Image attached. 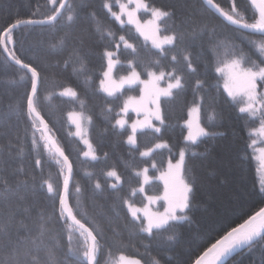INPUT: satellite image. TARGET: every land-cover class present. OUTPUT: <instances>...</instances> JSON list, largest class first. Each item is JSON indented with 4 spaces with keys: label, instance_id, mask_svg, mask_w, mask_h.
Returning <instances> with one entry per match:
<instances>
[{
    "label": "trees",
    "instance_id": "trees-1",
    "mask_svg": "<svg viewBox=\"0 0 264 264\" xmlns=\"http://www.w3.org/2000/svg\"><path fill=\"white\" fill-rule=\"evenodd\" d=\"M61 2L56 0L53 5L50 0H0V29L16 19L46 20L54 9H59ZM106 2L111 4V11L104 6ZM126 2L67 0L71 5L72 21L67 20L69 9L66 6L55 22L21 25L13 30L12 41L15 43L9 41V51L14 48L17 57L40 72L37 110L52 130V139L63 149L71 164L68 202L75 209L79 196L83 210L103 230L102 237L97 238L101 246L99 264H111L109 252L112 258L122 252L125 256L139 259L142 264H155L157 260L160 264H193L212 243L264 206L256 147L252 145V131L259 128L260 114L250 117L248 113L240 112L243 104L225 90L222 75L215 71L220 58L215 51V38L207 32L187 35L184 43L176 47L165 45L167 54L161 55L159 49L144 39L133 25L123 17L118 20L113 15L120 13L121 5ZM215 2L229 11L233 0ZM144 3L149 8H162L173 13L170 19L159 21L162 36L171 34L164 28H188L187 21L194 17L197 22L215 27V37L220 41L230 40L238 53L242 51L254 60L259 59L258 52L250 43L251 40H259V35L231 25L204 0H144ZM235 6L248 23L253 22L254 15L258 17L249 0H235ZM150 14L149 10H139L141 20H146ZM120 36L135 45V52L124 47ZM105 52L113 53L112 60L116 64L114 76L117 78L128 75L132 66L145 81L150 78L148 72L151 71L158 74L160 70L168 72L173 67L181 70L183 89H174L172 97L163 96L160 100L164 124L160 125L159 121L153 124L161 127V132L154 133L147 128L138 130L135 133L136 145L128 143L130 122L120 128L116 121L125 117L121 108L126 98L138 96L142 84L127 86L114 96L105 93L100 83L108 66ZM184 52L191 54L197 69L195 74L185 68L182 61ZM173 54L180 61L178 65L171 60ZM156 60L160 61L159 65L155 64ZM30 75L26 69L13 63L0 45V145L4 147L0 154V180L7 178L13 182L17 177L36 176L34 184L20 189L21 194L26 195L30 216L35 219L41 210L51 215L48 223L50 232L45 242H58L56 256L59 264H86L82 255L68 251L69 234L72 235L73 249H82L84 238L78 235V230H70V220L65 222L59 216V202L44 184L48 180L54 189L62 191L67 165L61 172V165L56 164L44 148L36 149L31 144L30 121L25 114ZM197 79L204 81L199 89ZM160 84L167 86L163 80ZM67 87L77 93L75 98L60 95ZM257 92L264 94V85L260 81L257 82ZM194 105L199 106L200 123L209 135L189 142L186 140L187 119ZM73 112L91 117L88 137L98 159L84 155L87 148L74 135V128L68 121L69 114ZM133 118L134 114L129 113L128 120ZM37 137H40L39 132ZM162 142H166L168 147L155 149L150 156L140 155L141 151ZM181 150L185 152L183 176L193 189L189 194V209L178 213L186 218L171 221L167 231L143 232L140 222H133L124 201L139 209L151 196L159 200L155 209L163 207L164 186L159 175L169 161L179 158ZM37 159L41 161L39 165L36 164ZM143 168L149 170L151 179L147 184L142 175H136ZM113 170L121 177L119 182L107 176ZM97 182L101 184L100 189L95 188ZM112 183H117L118 187H109ZM76 186L80 187V193H76ZM141 186L144 192L138 191ZM133 190H136L135 195ZM77 218L82 219L79 215ZM82 222L87 223L83 219ZM88 227H92L91 223ZM169 236L174 238L168 240ZM118 238L123 240V244L116 242ZM40 256L44 259L45 253L41 251ZM227 264H264V242L247 246Z\"/></svg>",
    "mask_w": 264,
    "mask_h": 264
},
{
    "label": "snow or ice",
    "instance_id": "snow-or-ice-1",
    "mask_svg": "<svg viewBox=\"0 0 264 264\" xmlns=\"http://www.w3.org/2000/svg\"><path fill=\"white\" fill-rule=\"evenodd\" d=\"M55 5L56 0H50ZM129 3H134L136 8L129 10L127 5H121L120 13H113V15L119 20L122 15L127 14L129 22H132L135 11L140 8L151 11L153 19L147 21L148 29L142 28L139 24L137 30L141 32V35L145 36V39H151L152 46L159 49L161 55H166L164 45L176 47L179 44L184 43L187 35H195L197 32H207L211 37L217 40L216 53L220 56L217 62L215 71L220 73L225 78L224 88L228 92L229 96L236 99L237 95L246 98L244 107L240 108V112L248 113L250 117H256L260 114V127L259 129H253V132L259 135H264V94L257 92V82H262L264 85V0H251V4L256 7L258 11V17L253 16V22L248 23L239 13L235 6V0L231 5L229 11H225L221 6L215 2V0H206V4L215 8L221 15H223L227 21L233 25L239 26L241 29L250 30V34H258L259 40H251L255 47V50L259 54V59L254 60L250 56L245 55L242 51L239 53L236 51L235 46L231 44L230 40L220 41L215 37V27H209L205 22H197L194 17H190L187 21L188 28L181 26L177 29L164 28L165 32L170 31V35L161 36V25L159 21L165 20V18H171L173 13L171 11L164 10L162 8H149V5L144 3V0H129ZM67 6L69 14L67 20L72 21L73 16L71 14V5L67 3V0H62L59 8L63 9ZM111 11V4L105 3L104 5ZM60 15L58 10L54 9L52 15H49L46 20H22L16 19L13 23L0 29V45L3 46L4 50L8 52V57L15 61L21 68L26 69L30 72L28 79L30 81V92L26 95V116L30 121L31 129V144L34 148H44L49 156L55 160V163L61 165V172L64 171L63 166L67 165V174L64 177L62 191L54 189L53 184L45 180L44 184L47 185V191L54 193L59 202V216L72 221V225H69L70 230H78V235L84 238L83 248L73 249L71 247L72 235L69 234V247L68 251L73 254H79L84 257L86 264H99V256L101 246L98 242V236L102 237L103 230L100 229L95 219L89 217L88 213L83 210L80 204L79 196H77V207L74 209L68 202L69 196V183L71 180V164L68 161V157L64 154L62 148H60L56 141L52 139L50 133L51 129L48 128L47 121L40 115L37 110L38 97V84L40 83V72L36 67H33L30 63H25L19 57L15 55V49L9 51V41H12L13 30L21 25L35 24V23H51L57 20ZM167 21H165L166 23ZM121 23H124L121 20ZM109 35H112L109 33ZM120 41L124 43V47L132 49L135 52V45L129 43L124 36H120ZM14 44L15 42L12 41ZM63 43V41H61ZM120 47L119 44L116 45ZM222 53V54H221ZM108 57L107 71L103 73L106 80H101L102 90L107 92L109 96H114L118 91L122 89L124 85H134L137 83L144 85V95L139 98V101L135 104L137 112L144 111L146 113L145 120L143 122L133 123L131 125L132 135L128 136V143L136 145L135 133L137 130V124L144 129H152L154 133H160L161 127L156 126L152 123L153 120L159 121L160 125L164 124V117L159 107V97L166 96L172 97L174 95L173 90H182L184 84H182V75L180 69L173 67L170 71L165 72L160 70L159 73L155 71L148 72L150 80L145 81L140 79V74L135 70V66H132V70L128 76L120 77L119 83L116 84L111 80L110 74L113 71L114 61L112 60L113 53L105 52ZM171 60L177 65L180 61L177 59L175 54L171 55ZM182 61L185 68L189 73L195 74L197 69L193 65L191 54L184 52L182 55ZM131 64V62H129ZM156 65L160 64L159 60L155 61ZM24 79V77H21ZM166 81L167 87L160 88L158 86L160 81ZM186 82V81H185ZM204 81L197 79L196 86L199 89ZM61 96H69L75 98L77 93L70 87L65 88L60 92ZM136 97H129L121 108L122 112H127L128 107L133 102H136ZM203 97H201V103ZM146 104L155 105V110L150 111L147 109ZM110 110V109H109ZM199 106H195L189 113L192 114L199 112ZM72 122L77 127V135H80L81 121H91V117H85L83 113H70ZM125 121L117 120L116 125L123 128ZM189 133L187 139L195 141L199 136L209 135V133L192 119L187 121ZM43 127H40V126ZM40 133V137H37V133ZM19 139V137H17ZM40 141H43L41 143ZM85 143H89L85 141ZM256 140L252 141V145L255 146ZM11 146V141H9ZM168 147L166 142L157 143L153 148H149L145 151H141V156H150L155 149ZM90 151L84 152L85 156H91L93 160L98 159L95 151L92 150V146L89 143ZM4 151V147L0 145V154ZM22 151V149H21ZM264 153V148L260 150ZM106 155V154H105ZM185 152L181 150L179 152V161L172 165L169 161L168 172L162 173L161 179L165 183V192L163 199L167 201L168 207L163 214L149 215L146 211L144 217L147 218L146 225L143 223V218L138 215L140 211L133 203L124 201L127 203L128 209L133 218V222L139 221L140 230L149 234L153 233V230H164L167 231L171 221L185 219V216H178L177 212H184L189 209V194L192 193L193 189L189 183H187L183 177V164H184ZM41 161L36 160V164L39 165ZM155 167V164L152 165ZM148 168H143L142 172H137V176H143L144 183L147 184L150 181L148 176ZM108 177H114L117 182L121 180V177L115 170L107 173ZM36 176L25 175L23 178L17 177L13 182H9L7 178L0 180V264H59L56 256V248L58 242L46 243L45 238L47 237L50 229L48 223L51 219V215L46 214L44 210H41L37 217L33 219L30 216V208L26 204V195H22L20 192L21 188L27 189L30 184L36 182ZM112 189L118 187L117 183L109 185ZM96 189L101 188V184L97 182L95 184ZM262 191H264V181H262ZM76 193H80L81 189L79 186L75 187ZM133 190V195H135ZM138 191L144 192V187L141 186ZM156 199L154 197H148L151 201ZM55 209L53 210V214ZM78 215L87 223H83L82 219H78ZM26 221H30L26 222ZM88 223H91L92 227H88ZM118 235V234H117ZM174 237L169 236L168 240H172ZM259 238V240H258ZM118 244H123L122 239H117ZM264 242V208H261L255 215L250 216L243 223L239 224L238 227H232L230 231H227L222 238L217 239L215 243H212L202 255H200L194 264H223L224 258L229 256L236 248L248 245L253 246L255 243ZM45 253V258L41 259L40 252ZM109 259L111 264H141L139 259H133L126 257L122 252L115 258L111 257L109 252ZM155 264H160L157 260Z\"/></svg>",
    "mask_w": 264,
    "mask_h": 264
},
{
    "label": "rangeland",
    "instance_id": "rangeland-1",
    "mask_svg": "<svg viewBox=\"0 0 264 264\" xmlns=\"http://www.w3.org/2000/svg\"><path fill=\"white\" fill-rule=\"evenodd\" d=\"M126 4H128L127 7H128L129 10H132V9L136 8V5H135L134 3H129V0H127V2H126L125 4H122V5H126ZM140 9H142V8H140ZM140 9H139V10H140ZM143 9H144V8H143ZM139 10L135 11V14H134V17H133L132 22H129L126 13H125L124 15H122L120 18L123 17V19H125L124 21H126V22L130 23L131 25H133V26L135 27L136 30H137V25H138V24H139L142 28H144V29L147 30L148 27H149V26L147 25V21L153 19L152 14H150V17H148L146 20H141V18H140V16H139ZM120 12H121V7H120ZM137 31H138V30H137ZM138 32H139V34L141 35V32H140V31H138ZM160 35H161V34H160ZM141 36L145 39V36H144V35H141ZM161 36H162V35H161ZM147 41H149V42L152 44L151 39H147ZM164 46H165V45H164ZM113 61H114V60H113ZM114 62H115V61H114ZM115 65H116V64L114 63V64H113V71H112V73L110 74V78H111L112 81H114L116 84H118L120 78H117L116 76H114ZM106 71H107V69H106ZM129 74H130V73H129ZM129 74H128V75H129ZM128 75H126V76H128ZM123 77H124V76H123ZM222 77H223V76H222ZM223 79H224V83H225V78L223 77ZM103 80H106V83H107L108 78L103 77ZM148 80H150V78H149ZM148 80H146V81H148ZM127 86H128V85H124V86L122 87V89L125 88V87H127ZM158 86H159L160 88H166V87H167V86H162V85L160 84V82H159ZM122 89H121V90H122ZM104 92H105V91H104ZM105 93H107V92H105ZM107 94H108V93H107ZM142 95H144V85H143V84L141 85V91H140V94H139L138 96H133V95H132V96H129V97H136V98H137V101H136V102H133L132 104L129 105L127 112H123V114H124L125 117H123L121 120L125 121V124L128 123V122H130V125H132L133 123L143 122V121L145 120L146 113H145L144 111L137 112L136 109H135V104L139 101V98H140ZM129 97L126 98L125 102L128 100ZM161 97H163V96H160V97H159V107H160V100H161ZM236 99H238L239 102L242 103V104H243V107H244V104H245L246 98H244V97H242V96H240V95H237ZM195 106H198V105H194V106H192V107L190 108V110H189V113L191 112V109H192L193 107H195ZM146 107H147V109L150 110V111L155 110V105H153V104H146ZM160 110H161V108H160ZM75 113H80V112H75ZM129 113H133V114H134V118H133L132 121H129V120H128V115H129ZM258 116H259V113L257 114L256 117H258ZM189 119H192V120H193V122H194V126H195V123L198 122L199 125H200L201 127H203V126L201 125V123H200V120H199V112H198V113H195V114H192V116L188 115V119H187V121H188ZM68 121H69V123H70V124L73 126V128H74V135L77 136V137L81 140L82 143H84V145H85L86 148H87V152L90 151V149H89L90 139H89V137H88V127H89V122L86 121V120H82V121H81V128H80V130H79V131H80V135H77V134H76L77 131H78V130H77V127H76V125L72 122V118L70 117V115H69ZM154 121H155V120H153L152 123H154ZM259 127H260V123H259ZM130 128H131V127H130ZM187 128H188V124H187ZM141 129H142V128L139 126V124H137V130H136V132H137L138 130H141ZM254 129H259V128H254ZM188 133H189V128H188V131H187V136H188ZM252 134L254 135V136H253V140H256L255 147H256V159H257V161H258V165H257V167H258V177H259V180H260L261 185H262V181H264V153H262L260 150H261V148H264V135L256 134V133H254L253 131H252ZM130 135H132V128H131V134H130ZM187 136H186V140L189 141V142H193V141L188 140V139H187ZM202 136H204V135H202ZM202 136H199L195 141L199 140ZM85 141H88L89 143H85ZM90 144H91V143H90ZM178 161H179V158H178L176 161L171 162V163H172V165H175ZM168 170H169V164L166 166V168L164 169V171H163L162 173L168 172ZM162 173H160V175H159V179H160V181L163 183V186H164V192H165V183H164V180L160 178L161 175H162ZM183 177H184V176H183ZM184 179H185V178H184ZM163 196H164V194H163ZM163 196H162V198H161V200H162V202H163V207H161L160 209H155V208H154V207L156 206V204H158V201H159V200H157V199H153V200H151V201L148 200L147 204H146L143 208H139L140 211L138 212V215L141 216V217L145 220V225H146V223H147V218L144 217V212H145V211H146L149 215H153V214H163V213L165 212L166 208L168 207V203H167L166 200L163 199ZM135 207L137 208V206H135ZM178 213H179V212H177V215L179 216ZM154 230H155V229H154ZM126 257H129V256H126ZM133 259H136V258H133ZM141 264H142V263H141Z\"/></svg>",
    "mask_w": 264,
    "mask_h": 264
},
{
    "label": "water",
    "instance_id": "water-1",
    "mask_svg": "<svg viewBox=\"0 0 264 264\" xmlns=\"http://www.w3.org/2000/svg\"><path fill=\"white\" fill-rule=\"evenodd\" d=\"M205 2H206V0H204ZM250 1V3H251V0H249ZM252 5V4H251ZM209 6V5H208ZM253 6V5H252ZM210 8H212L215 12H217L220 16H222L225 20H226V18L223 16V15H221L220 14V12H218L215 8H213V7H211V6H209ZM253 8L255 9V11L257 12V14H258V11H257V9H256V7L255 6H253ZM62 9L61 8H59L58 9V11H59V13H60V11H61ZM227 21V20H226ZM227 22H229V21H227ZM230 24H231V22H229ZM231 25H233V24H231ZM233 26H235V27H237V28H239V29H241L239 26H237V25H233ZM242 30H244V29H242ZM245 31H247V32H250V30H245ZM5 51V50H4ZM5 55L8 57V52L7 51H5ZM9 58V57H8ZM10 59V58H9ZM11 60V59H10ZM13 63H15V61H13V60H11ZM41 127H43L42 125H41ZM72 169V168H71ZM71 177H72V172H71ZM70 182H71V180H70ZM69 185H70V183H69ZM262 208H264V206L262 207ZM258 212V211H257ZM253 215H255V214H253ZM71 221V220H70ZM72 222V221H71ZM239 226V225H238ZM237 226V227H238ZM223 237V236H222ZM221 237V238H222ZM248 245H244V246H242V247H238V248H236L229 256H227V257H225L224 258V262H223V264H227V262L228 261H230L235 255H237L238 253H240L241 251H243L246 247H247ZM203 254V253H202ZM201 254V255H202ZM194 264V263H193Z\"/></svg>",
    "mask_w": 264,
    "mask_h": 264
}]
</instances>
